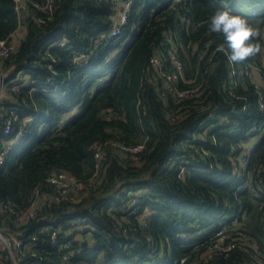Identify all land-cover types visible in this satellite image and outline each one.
Here are the masks:
<instances>
[{"label": "trees", "instance_id": "1", "mask_svg": "<svg viewBox=\"0 0 264 264\" xmlns=\"http://www.w3.org/2000/svg\"><path fill=\"white\" fill-rule=\"evenodd\" d=\"M123 1L53 0L42 10L48 0H27L18 14L16 0H0V40L23 24L0 72L14 66L8 83L20 73L29 79L7 86L4 112L30 119L0 165V229L23 241H12L15 259L0 247V264L264 258V0H134L122 33L97 49ZM220 8L257 31V51L243 62H231L208 30ZM64 39L72 50L53 46ZM77 52L87 63L75 61ZM246 148L247 168L237 169ZM52 171L80 183L73 199L54 200ZM33 204L35 215L20 220ZM224 225L228 237L215 246Z\"/></svg>", "mask_w": 264, "mask_h": 264}, {"label": "built area", "instance_id": "2", "mask_svg": "<svg viewBox=\"0 0 264 264\" xmlns=\"http://www.w3.org/2000/svg\"><path fill=\"white\" fill-rule=\"evenodd\" d=\"M52 2L53 0H48V4L43 6L41 9L42 10H48L52 9ZM134 0H124L123 3L121 4V11H119V15L117 16L116 19V24L112 29L101 39L97 40L95 47L99 49L102 45H105L104 43H108L110 40L113 38L118 37L122 33L123 26L127 23L128 21V16L130 9L133 5ZM27 3V0H16L15 3V10L20 14ZM251 15L257 16V13L252 12L250 13ZM40 22H44L45 19L39 18L38 19ZM21 22V21H20ZM23 24L20 23L18 26V29L13 32L10 36H8L5 39L0 40V60H4L6 58H9L12 53H14L19 45V40L22 37L20 34L19 30L22 27ZM104 42V43H103ZM54 47L57 48H62L64 50H72L74 47L73 45L68 41V40H62L60 42H57L53 45ZM263 56H264V50H263ZM51 58V63L49 64V68L51 70L54 69L53 63L56 62V59L53 55L50 54L49 56ZM172 59L177 63L179 71L182 70V65L179 63L177 60V54L175 51L172 52L171 54ZM76 62H79L80 65L87 63V54L86 53H79L77 52V57L75 59ZM152 64L154 67L161 66V61L158 57H154L151 60ZM14 68V66H10L6 71H11ZM5 70H1L0 72V165H2L5 161V157L7 153L13 149L17 144H19L25 137L26 135V130H25V125L26 121L30 119H26L25 121L19 120V116L16 111H12L10 115H5L4 112V105L3 101L5 99V91L8 85H12V90H15L17 87L14 85L16 83H20L22 81H25L28 79V77H24L22 73H20L17 78L12 80L11 82H7V79L9 78L10 73H6ZM167 78L169 81H173L174 79H177L178 76L177 74H168ZM29 80V79H28ZM255 82L259 85L261 82V77L260 74L258 73V77L255 78ZM31 83H36V80H30ZM8 83V84H7ZM17 86V85H16ZM42 91L46 92L49 91L47 87L43 86ZM55 91V90H54ZM180 96H189L190 92L189 91H183L179 93ZM261 108H264V100L263 97H261ZM13 110V109H12ZM16 122H19V124L16 125ZM13 135V137H9ZM125 149H128L127 147H123ZM203 148V147H202ZM142 149V146H138L134 149L133 151H138ZM251 153V148H246V150L243 152L242 157H239L240 165L237 166V169L239 168H247V155ZM98 156L101 157V154L99 153ZM187 163V162H186ZM245 166V167H244ZM49 181L50 183L55 187L56 189V194L54 195V200L59 201L62 199V197L69 196L71 199L74 198V196L70 195L71 192L76 191L81 185L78 183L76 180L73 179L72 176L66 171H52L50 176H49ZM248 186V182H246L242 188H246ZM132 203H137V200L135 199L132 201ZM3 204L5 205V202H1V206L3 208ZM7 206V205H6ZM37 211L36 204H33L32 207H30L27 211L23 213V215H18L19 219H27L33 215H35ZM231 224L234 225H239L238 219L235 218ZM228 229V225H224L223 228H220L217 233L215 234L216 237H218L219 241L215 246H219L218 244L220 242H223L227 239L228 235L226 234V231ZM12 241L15 242L16 246L22 247L23 241L17 238H13L11 240V237L8 236L6 233H4L0 229V243L3 245L4 248L8 249L9 253L12 255V257L15 259L14 251L12 249ZM235 246V243H231L227 245V247L223 248L225 251L230 250ZM64 247L66 249L70 248L69 244H65ZM221 249V248H220ZM21 259V257H20ZM64 262L68 261V256L66 255L64 257ZM15 264H18L15 262ZM34 264H41L40 262L34 263ZM251 264H264V258L261 253H258L257 256L255 255V259Z\"/></svg>", "mask_w": 264, "mask_h": 264}, {"label": "clouds", "instance_id": "3", "mask_svg": "<svg viewBox=\"0 0 264 264\" xmlns=\"http://www.w3.org/2000/svg\"><path fill=\"white\" fill-rule=\"evenodd\" d=\"M207 27L222 37L219 47L231 62H243L257 51L252 42L257 31L245 15L220 8L208 17Z\"/></svg>", "mask_w": 264, "mask_h": 264}, {"label": "rangeland", "instance_id": "4", "mask_svg": "<svg viewBox=\"0 0 264 264\" xmlns=\"http://www.w3.org/2000/svg\"><path fill=\"white\" fill-rule=\"evenodd\" d=\"M121 9H122V7H121ZM120 11H121V10H120ZM22 30H23L22 28L19 30L20 34L23 32ZM6 73L9 74L10 72H9V71H6ZM239 169H240V168H239ZM0 247L4 248L3 245H2L1 243H0Z\"/></svg>", "mask_w": 264, "mask_h": 264}, {"label": "crops", "instance_id": "5", "mask_svg": "<svg viewBox=\"0 0 264 264\" xmlns=\"http://www.w3.org/2000/svg\"><path fill=\"white\" fill-rule=\"evenodd\" d=\"M120 10H121V7H120ZM119 15V12H118V14H117V16ZM21 35H23V33H21Z\"/></svg>", "mask_w": 264, "mask_h": 264}]
</instances>
